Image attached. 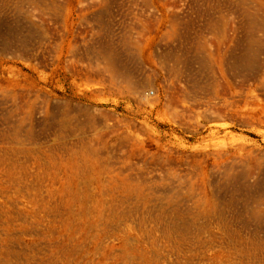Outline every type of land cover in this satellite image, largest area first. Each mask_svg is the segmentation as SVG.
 <instances>
[{
    "label": "rangeland",
    "instance_id": "374dc122",
    "mask_svg": "<svg viewBox=\"0 0 264 264\" xmlns=\"http://www.w3.org/2000/svg\"><path fill=\"white\" fill-rule=\"evenodd\" d=\"M0 264H264V0H0Z\"/></svg>",
    "mask_w": 264,
    "mask_h": 264
},
{
    "label": "built area",
    "instance_id": "2783aa9c",
    "mask_svg": "<svg viewBox=\"0 0 264 264\" xmlns=\"http://www.w3.org/2000/svg\"><path fill=\"white\" fill-rule=\"evenodd\" d=\"M147 93H149V94H153L154 91H153V90H149Z\"/></svg>",
    "mask_w": 264,
    "mask_h": 264
},
{
    "label": "bare ground",
    "instance_id": "6f19581e",
    "mask_svg": "<svg viewBox=\"0 0 264 264\" xmlns=\"http://www.w3.org/2000/svg\"><path fill=\"white\" fill-rule=\"evenodd\" d=\"M234 69V68H233Z\"/></svg>",
    "mask_w": 264,
    "mask_h": 264
}]
</instances>
